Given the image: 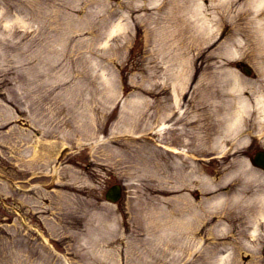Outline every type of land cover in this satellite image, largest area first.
I'll use <instances>...</instances> for the list:
<instances>
[{
	"label": "rangeland",
	"instance_id": "1",
	"mask_svg": "<svg viewBox=\"0 0 264 264\" xmlns=\"http://www.w3.org/2000/svg\"><path fill=\"white\" fill-rule=\"evenodd\" d=\"M256 1L0 0V264H184L233 246L243 215L214 236L208 219L224 221L227 211L202 200L232 190L221 180L240 167L235 158L249 162L264 148V132L252 126L237 139L218 138L221 109L195 103L208 71L196 57L209 43L202 37L186 49L181 26L210 19L217 32L210 48L220 42L213 50L218 92L229 89L232 73L264 90V57L255 65L250 43L230 31L221 36L215 23L222 7L257 10ZM205 177L216 185L205 188ZM115 183L124 195L105 200ZM166 196L180 215L184 204L201 207L204 223L192 221L183 243L192 257L181 258L176 221L168 236L180 245L156 242L147 228L150 216L166 219ZM253 254L240 251L239 261L253 264Z\"/></svg>",
	"mask_w": 264,
	"mask_h": 264
},
{
	"label": "bare ground",
	"instance_id": "2",
	"mask_svg": "<svg viewBox=\"0 0 264 264\" xmlns=\"http://www.w3.org/2000/svg\"><path fill=\"white\" fill-rule=\"evenodd\" d=\"M256 2L258 6L257 10H252L250 7L245 6L243 8L238 7V9L234 13H231L232 9L230 6H225L222 8L215 6L218 9L221 8L220 18L215 20L217 26H223L220 33L221 36L227 31L235 34H241L245 42L250 43L249 56L251 61L255 65L257 64L258 58L260 59L264 57V16H257L263 13V10H260V8L264 4V0H258ZM251 12H253L254 15L250 16L249 14ZM223 15L231 16V22L229 24H226L224 22ZM196 21L197 24L193 25V27L181 26L182 39L185 40L186 49H193L202 37H204V40L209 43L205 50L200 51L196 57L201 58V68L203 67L208 71L203 73L202 80L204 82L199 88L200 95L198 99L195 100V103L200 104L203 107H214L221 109L219 112V114H221V117L218 124V138L221 139L222 142L226 138L237 139L236 136L239 133L244 130H251L252 126L260 127L261 130H259L257 135L263 134V88L260 87L258 89L255 85L256 83L254 84L250 81L245 80L238 73H232L230 75L229 89L218 92L214 87V83L220 78L217 76L216 71L213 70V66L215 65V62H213V50L216 46L219 47L220 42H217L214 47L210 48V46H212L217 41L213 40L217 32L212 30V28L209 26L210 19L203 21L201 24L197 19ZM233 37H231L230 39H232ZM230 39L224 40L222 44L225 45V42ZM234 40L238 42L239 45L242 43L239 37H236ZM195 48H198V46H196ZM238 48H241V46H239ZM238 48L236 50L237 53H239ZM260 67L264 71V67H262L261 65ZM224 81H227V79H225ZM246 93L248 94V96L246 95ZM84 115V111L79 112V117ZM87 131L89 132V130ZM96 132H98V129L94 128L89 133L94 135ZM168 147L170 148V146ZM168 147L166 148L169 151L173 149L174 152H179V148L177 147L170 148L171 150ZM38 152L39 149L37 145H32L31 155L33 157H36L38 156ZM235 160L240 163V167L237 170H229L226 177L229 175V173H233L230 174L227 179L223 178L221 181L222 183H225L229 177H232L236 173V171H240L243 174L242 178L240 179L235 177L234 182L232 183L237 185V187H234V189L230 193H218L215 195L207 196L202 200V203H206L209 207L214 205L219 206L215 210L216 212L225 210L227 211L225 220L228 221H223L221 217H217L214 222L208 219L207 225L210 224L209 230L212 231L211 234H213L214 236H217L224 231H228L230 227L229 221H233L234 218L238 217L239 215H243L244 217L242 228L237 229L233 246L224 248L223 251H220V253H218V251L213 252L208 261L205 257H202L200 261L195 260L198 257H201L196 256L192 258L190 262L186 261L184 262V264H200L202 259L206 261V264H241V262L239 261L240 251L248 250L252 252V254L254 252L253 256L255 257V260L253 264H264L263 260H261L259 258V255L257 254L259 241L264 238V172L249 164V162L242 157L235 158ZM35 162L36 164L40 163L38 159H35ZM152 162L157 163V161H155V158L151 161L152 166L154 168H158L160 166H155ZM172 164H174V161L171 160L169 166ZM169 176H171L170 172ZM175 176L177 177L176 174ZM206 179L207 180H205L204 184L205 188H211L216 185L212 180L208 178ZM248 179H255L258 184L250 188L248 187L247 183ZM174 186L177 187V185H172L170 187L173 188ZM163 190L166 189L163 188ZM156 198L159 199L160 197L156 196ZM165 201L168 204L166 219H160V224L156 219L150 216L147 228L154 235L153 240H155L156 242L164 240L163 243L165 241H168L171 246H175L177 244L180 245L178 238L176 239V237L171 238L168 236L171 224L173 223V221H176V223H179L181 225L182 246L180 247L183 251V249L186 248L183 243L185 241V238L191 233L188 231L191 227L190 223H192L194 217L198 219V221H202L203 223L204 220L200 214L196 215V213L194 212L193 206L194 208L199 209L196 204L192 205L189 203L187 206L184 204V209L182 210L180 215V209L172 205L170 197L166 196ZM148 210L151 213L156 212L155 207L149 206ZM191 212H193L194 215H192ZM160 225H162V227ZM164 230L166 231V236ZM187 243L188 241L185 242V244ZM188 256L192 257V254L188 251L187 247L186 250L181 254V258L184 259Z\"/></svg>",
	"mask_w": 264,
	"mask_h": 264
},
{
	"label": "water",
	"instance_id": "3",
	"mask_svg": "<svg viewBox=\"0 0 264 264\" xmlns=\"http://www.w3.org/2000/svg\"><path fill=\"white\" fill-rule=\"evenodd\" d=\"M255 161L258 164H261L264 166V153L259 152L257 153V155L255 156ZM119 195V187H112L111 189H109L106 193V197L111 199V200H115Z\"/></svg>",
	"mask_w": 264,
	"mask_h": 264
}]
</instances>
